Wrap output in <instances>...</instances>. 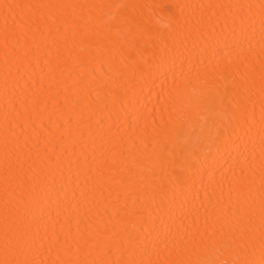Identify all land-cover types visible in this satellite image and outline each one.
<instances>
[{"label": "bare ground", "instance_id": "bare-ground-1", "mask_svg": "<svg viewBox=\"0 0 264 264\" xmlns=\"http://www.w3.org/2000/svg\"><path fill=\"white\" fill-rule=\"evenodd\" d=\"M0 264H264V0H0Z\"/></svg>", "mask_w": 264, "mask_h": 264}]
</instances>
